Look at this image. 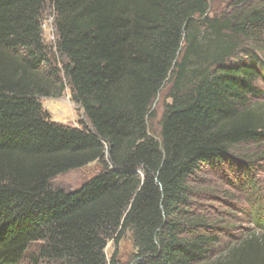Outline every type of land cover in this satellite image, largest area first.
<instances>
[{"label":"trees","instance_id":"16d2710c","mask_svg":"<svg viewBox=\"0 0 264 264\" xmlns=\"http://www.w3.org/2000/svg\"><path fill=\"white\" fill-rule=\"evenodd\" d=\"M230 2L209 18L208 0H0V264H264V64L243 46H264V0ZM66 86L88 126L43 111ZM94 163L77 190L52 188ZM210 178L243 192L253 230L197 203ZM125 233L134 254L108 260Z\"/></svg>","mask_w":264,"mask_h":264},{"label":"rangeland","instance_id":"374dc122","mask_svg":"<svg viewBox=\"0 0 264 264\" xmlns=\"http://www.w3.org/2000/svg\"><path fill=\"white\" fill-rule=\"evenodd\" d=\"M209 10L207 15L209 18L221 17L222 15L232 16L236 13L237 9L230 5V0H208ZM54 19L51 13V9L47 8L43 21H42V33L44 43L47 46H52L55 39ZM246 51H252L255 54L260 63L264 64V46L252 48L249 44L243 45ZM256 49V50H255ZM240 57L245 58V54L242 53ZM66 85V83H65ZM261 86V85H260ZM263 87V86H261ZM169 84L166 82L157 95L151 112L155 115V119L148 123V127L151 131L158 130V120L162 114L163 107L168 104L170 100L167 98V92ZM43 111L49 116V119L55 123H59L64 126L73 128H82V126H88L87 120L84 116L83 110L79 105H76L72 98L69 87L66 86L63 95L58 99H40ZM262 151L263 148H260ZM257 162L252 166L253 176L262 188L264 185V152L259 154ZM100 171V166L97 163L91 164L83 169L74 170L65 174L55 177L51 181L53 189L62 190L64 192H71L77 190L84 182L91 179L95 174ZM207 177H199L197 180H205ZM211 181L208 184L199 183L197 181L196 186L202 188L204 192L201 198H198V204L206 205L209 208V216L217 222H224L221 227L228 229L226 233L236 234L244 233L245 231L254 227L250 222L248 216V206L246 205L245 195L242 191L226 185V183L210 178ZM230 179V178H229ZM230 214V216L228 214ZM231 223H229V222ZM228 222V223H226ZM227 234H223V239L227 241ZM39 244L32 245L30 253H35L39 248ZM116 251L117 258L120 262L125 263L129 261L135 250L132 244L130 233H125L123 237L115 244L113 241H109L105 248L106 258L112 256ZM36 256V254H35ZM23 264H37L34 260H25ZM39 264H46L40 263Z\"/></svg>","mask_w":264,"mask_h":264}]
</instances>
